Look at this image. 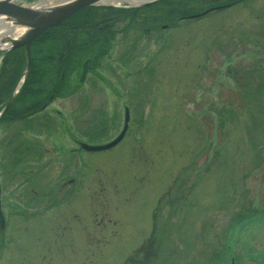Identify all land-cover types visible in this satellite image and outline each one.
Segmentation results:
<instances>
[{
  "label": "rangeland",
  "instance_id": "374dc122",
  "mask_svg": "<svg viewBox=\"0 0 264 264\" xmlns=\"http://www.w3.org/2000/svg\"><path fill=\"white\" fill-rule=\"evenodd\" d=\"M144 17L110 15L93 70L83 56L63 91L0 120V264H264V0L171 29ZM127 111L119 144L82 150Z\"/></svg>",
  "mask_w": 264,
  "mask_h": 264
},
{
  "label": "trees",
  "instance_id": "16d2710c",
  "mask_svg": "<svg viewBox=\"0 0 264 264\" xmlns=\"http://www.w3.org/2000/svg\"><path fill=\"white\" fill-rule=\"evenodd\" d=\"M246 1L248 0H162L159 3L140 9H118L115 13H108L107 8L86 7L75 13L59 26L45 31L32 43L29 76L20 94L4 114L6 117L5 119H24L27 117V115H25L26 113L30 112L31 115L32 112L34 113V109H37V107H33V105H26L27 102H40L47 99L50 95L57 93L59 90L63 91L66 81L65 74L62 76L63 70L66 69V72L67 70H75L83 56L87 55V58L94 66L93 59L89 55L94 50L106 53L107 50L100 49L105 45L108 46V42L111 41L112 34L108 27L109 23L113 20L109 19L110 15H114L119 19L124 18L128 20L127 26L139 22V20L141 21L142 19L139 18V16L145 15L144 18L147 20H145L142 25H152L151 28L155 26L161 28L170 27L169 29H171L182 22L200 19L210 11H221L232 5L244 3ZM206 3L208 4L207 6H202ZM141 10L143 13L139 15V11ZM98 11H105L106 13V16H103L96 24V28L100 27L97 29L98 32L96 31L93 35H89L79 46L75 45L72 48L66 49L65 45L63 50H57L61 41L56 38L62 39L65 37L66 33H68L70 34L68 36L69 40L75 39V37L92 30L89 25L95 17L98 16ZM127 17L129 18L127 19ZM69 24L71 25L70 27H68ZM142 28L144 27L142 26ZM47 35L51 36L49 38L52 39V42L44 39ZM100 42H102V47L97 49ZM89 45L90 47L95 46L96 49L89 48ZM24 66L25 56L21 48L12 51V53L4 59L0 71V105L4 100L8 99ZM19 104L20 107H16V105L19 106Z\"/></svg>",
  "mask_w": 264,
  "mask_h": 264
},
{
  "label": "water",
  "instance_id": "95a60500",
  "mask_svg": "<svg viewBox=\"0 0 264 264\" xmlns=\"http://www.w3.org/2000/svg\"><path fill=\"white\" fill-rule=\"evenodd\" d=\"M104 0H63L61 2L57 1L56 4L52 6H37V5H20L16 0H0V18L3 19L5 23L10 24L15 30H21L13 36L9 32H3L0 36V56L7 54L8 52L23 48L26 67L21 76L19 83L17 84L14 93L8 100L5 109L10 105L13 98L15 97L18 88L26 80L29 69H30V46L31 43L39 37L46 30L56 27L70 18L73 14L80 11L81 9L88 6H108L103 4ZM127 2L129 7H142L147 5H152L161 0H123ZM130 2H133L131 4ZM125 124L121 133L112 141L103 145H89L81 143L82 149L88 152L102 151L110 149L116 146L125 136L129 113L126 112Z\"/></svg>",
  "mask_w": 264,
  "mask_h": 264
},
{
  "label": "bare ground",
  "instance_id": "6f19581e",
  "mask_svg": "<svg viewBox=\"0 0 264 264\" xmlns=\"http://www.w3.org/2000/svg\"><path fill=\"white\" fill-rule=\"evenodd\" d=\"M44 1L47 0H42L41 3H39L37 6H42V3ZM59 2L63 1V0H58ZM125 1L123 0H104L102 3L108 6H104V8L108 9V13L109 12H116L118 9H121V5L124 3ZM45 3V2H44ZM131 4H133V2H130ZM127 5V4H125ZM44 6V5H43ZM59 26V25H58ZM3 32H9L11 33L13 36H15V34H17V30H15L14 27H12L10 24L5 23L3 21L2 18H0V36L1 34H3Z\"/></svg>",
  "mask_w": 264,
  "mask_h": 264
},
{
  "label": "flooded vegetation",
  "instance_id": "af4514ba",
  "mask_svg": "<svg viewBox=\"0 0 264 264\" xmlns=\"http://www.w3.org/2000/svg\"><path fill=\"white\" fill-rule=\"evenodd\" d=\"M232 6H236V4H235V5H232ZM232 6H231V7H232ZM58 42H59V41H58ZM60 46H61V45H60V43H59V47H60ZM68 46H69V44H67L65 48L67 49ZM101 47H102V42H100V43L98 44L97 49H99V48H101Z\"/></svg>",
  "mask_w": 264,
  "mask_h": 264
}]
</instances>
